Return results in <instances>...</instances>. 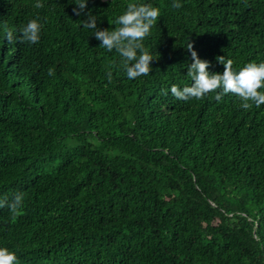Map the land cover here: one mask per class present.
I'll list each match as a JSON object with an SVG mask.
<instances>
[{"label":"trees","instance_id":"trees-1","mask_svg":"<svg viewBox=\"0 0 264 264\" xmlns=\"http://www.w3.org/2000/svg\"><path fill=\"white\" fill-rule=\"evenodd\" d=\"M41 2L0 0V246L19 264H264V106L168 92L191 84L189 43L214 72L264 61V0H142L161 15L136 81L108 80L118 57L76 0ZM128 2L88 9L111 31ZM37 16L38 45L7 42Z\"/></svg>","mask_w":264,"mask_h":264},{"label":"clouds","instance_id":"clouds-1","mask_svg":"<svg viewBox=\"0 0 264 264\" xmlns=\"http://www.w3.org/2000/svg\"><path fill=\"white\" fill-rule=\"evenodd\" d=\"M89 0H76L73 12L78 17H85L82 27L91 31L92 36L99 42V47L108 53L115 52L118 59L108 65L107 78L111 81L113 69L122 72L129 81L139 80L148 76L153 68L152 54L144 45V40L151 33L158 18L160 9L150 2H128L122 13L115 18V25L111 31L108 28L98 27V20L88 9ZM180 0H174L172 7L182 8ZM34 7L41 9L44 4L35 0ZM45 24L40 17H35L22 25L16 33L9 30L5 34L8 43L18 42L29 45H38L42 38ZM191 53V63L187 66V77L190 86L179 87L172 85L168 92L177 100L189 102L190 100H203L209 94H215L217 102L223 97L233 95L239 98L240 108L250 111L254 107L264 106V61L247 62L238 70L234 69L233 61L224 57H217L216 62L223 66L222 72L212 71V62L199 58L193 45L187 47ZM49 76L54 72L49 70ZM0 202V207H4ZM23 206V196L16 195L13 202L8 205L13 215L18 214ZM0 264H19L16 252L6 246H0Z\"/></svg>","mask_w":264,"mask_h":264}]
</instances>
